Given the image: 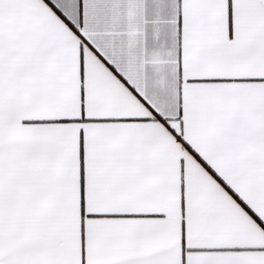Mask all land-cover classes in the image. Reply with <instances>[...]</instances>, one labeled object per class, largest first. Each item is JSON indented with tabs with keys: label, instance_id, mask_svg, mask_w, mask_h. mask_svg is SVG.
Here are the masks:
<instances>
[{
	"label": "snow or ice",
	"instance_id": "obj_1",
	"mask_svg": "<svg viewBox=\"0 0 264 264\" xmlns=\"http://www.w3.org/2000/svg\"><path fill=\"white\" fill-rule=\"evenodd\" d=\"M0 264H264V0H0Z\"/></svg>",
	"mask_w": 264,
	"mask_h": 264
}]
</instances>
